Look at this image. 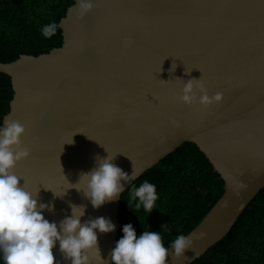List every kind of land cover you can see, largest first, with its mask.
Masks as SVG:
<instances>
[{
    "label": "water",
    "instance_id": "95a60500",
    "mask_svg": "<svg viewBox=\"0 0 264 264\" xmlns=\"http://www.w3.org/2000/svg\"><path fill=\"white\" fill-rule=\"evenodd\" d=\"M93 4L83 17L79 0L67 8L59 47L0 62L14 90L0 127L5 119L20 121L23 146L31 150L13 171L29 191L39 190L40 203L54 205L43 211L50 222L71 215V203L86 206L82 222L109 218L115 230H97L106 261L95 250L89 255L92 264H113L123 192L95 209L72 188L86 187L75 185L80 174L96 167L97 157L116 156L125 172L138 173L126 190L183 142L195 143L224 180V193L185 235L194 251L182 260L169 256V264H191L264 188V0ZM192 78L202 79L210 97L222 93V101L207 107L179 101ZM53 253L58 264H71L59 241Z\"/></svg>",
    "mask_w": 264,
    "mask_h": 264
},
{
    "label": "clouds",
    "instance_id": "9594fccd",
    "mask_svg": "<svg viewBox=\"0 0 264 264\" xmlns=\"http://www.w3.org/2000/svg\"><path fill=\"white\" fill-rule=\"evenodd\" d=\"M93 7V0H79V15L83 17ZM57 27L56 23L46 25L42 33L45 37H51L56 33ZM178 99L186 104H192L198 99L200 104L207 107L214 102H221L223 94L215 93L210 97L202 79L192 78L185 82L183 95ZM25 133L26 126L18 120L5 119L3 127H0V251L3 253L4 264H58L53 253L57 241L60 252L71 260V264H92V257L89 255L91 250H95L106 261L101 257L97 230L99 233L113 232L116 225L109 218L100 216L82 222L86 206L71 203L72 214L62 219L58 225L43 215L44 210L53 211L54 205L40 203L39 190L33 193L25 184L21 185V177L13 169L18 161L31 154V150L23 146L22 136ZM115 158L116 156L109 154L97 157L96 167L82 172L75 183L78 185L83 181L86 187H72L82 191L95 209L117 199L125 190V183L138 175L135 168L129 175L113 162ZM54 194L63 198L66 193ZM130 195L131 199L127 201L130 206L132 201L137 198L139 200L135 204V212L141 206L149 213L154 210L158 199L154 184L144 181ZM123 233L111 252L113 264H169L170 255L174 261L182 260L187 258L186 251H194L191 236L179 235L172 243L174 253H171L164 246L159 231H144L138 237L133 225L128 223L123 226Z\"/></svg>",
    "mask_w": 264,
    "mask_h": 264
},
{
    "label": "trees",
    "instance_id": "16d2710c",
    "mask_svg": "<svg viewBox=\"0 0 264 264\" xmlns=\"http://www.w3.org/2000/svg\"><path fill=\"white\" fill-rule=\"evenodd\" d=\"M73 3L74 0H0V62L59 47L63 41L59 22ZM51 23L58 25L56 33L45 37L42 29ZM13 95L10 76L0 72V125L10 111ZM144 181L156 186L158 199L151 213L143 206L134 211L138 198L132 206L127 202L132 190ZM223 193L224 180L205 153L195 143L185 141L123 191L117 241L124 235L123 226L131 223L138 237L144 231H159L168 248L179 235L197 226ZM0 264H4L2 251ZM191 264H264V188L229 233Z\"/></svg>",
    "mask_w": 264,
    "mask_h": 264
}]
</instances>
